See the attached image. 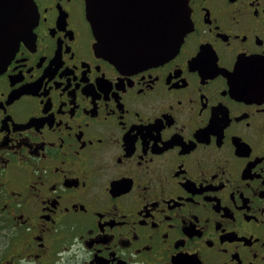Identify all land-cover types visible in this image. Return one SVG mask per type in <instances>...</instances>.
<instances>
[{
  "label": "flooded vegetation",
  "instance_id": "obj_1",
  "mask_svg": "<svg viewBox=\"0 0 264 264\" xmlns=\"http://www.w3.org/2000/svg\"><path fill=\"white\" fill-rule=\"evenodd\" d=\"M106 2L120 30L141 6ZM186 2L178 51L124 68L87 0H33L0 74V264H264V0Z\"/></svg>",
  "mask_w": 264,
  "mask_h": 264
},
{
  "label": "water",
  "instance_id": "obj_2",
  "mask_svg": "<svg viewBox=\"0 0 264 264\" xmlns=\"http://www.w3.org/2000/svg\"><path fill=\"white\" fill-rule=\"evenodd\" d=\"M107 0H87L95 50L124 68L155 65L172 57L192 29L186 0H135L127 28L112 27ZM36 23L33 0H0V74Z\"/></svg>",
  "mask_w": 264,
  "mask_h": 264
}]
</instances>
